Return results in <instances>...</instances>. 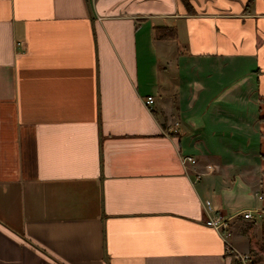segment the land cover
Wrapping results in <instances>:
<instances>
[{
	"label": "crops",
	"instance_id": "1",
	"mask_svg": "<svg viewBox=\"0 0 264 264\" xmlns=\"http://www.w3.org/2000/svg\"><path fill=\"white\" fill-rule=\"evenodd\" d=\"M189 3L0 0V264L258 262L264 0Z\"/></svg>",
	"mask_w": 264,
	"mask_h": 264
},
{
	"label": "built area",
	"instance_id": "2",
	"mask_svg": "<svg viewBox=\"0 0 264 264\" xmlns=\"http://www.w3.org/2000/svg\"><path fill=\"white\" fill-rule=\"evenodd\" d=\"M153 102H154V99L152 98V96L150 95L146 96L144 100V103L146 106L152 104ZM182 162H190V163L192 162L193 163L195 162V160L192 156L191 157L184 156L182 157ZM259 198H261V196ZM205 206H206V209H211L209 201H206ZM254 212H259V210L258 209L243 210L242 212H240V214H242L243 218L250 219L253 216ZM205 224L213 227L216 230L221 231L223 239L225 241V245H224L225 252L229 254H233L237 263L244 264L247 260H249V256L247 254H240L233 250V247L228 238L230 234L229 233V227H230L229 217L222 216V215L213 216V217L207 218V220L205 221Z\"/></svg>",
	"mask_w": 264,
	"mask_h": 264
},
{
	"label": "rangeland",
	"instance_id": "3",
	"mask_svg": "<svg viewBox=\"0 0 264 264\" xmlns=\"http://www.w3.org/2000/svg\"><path fill=\"white\" fill-rule=\"evenodd\" d=\"M227 141L232 143V140H230V139L227 140ZM227 141L225 139H224L223 142H221V140L217 141V144H218L217 147L219 148V146H220L222 148H226L227 149V148H229L231 146L232 147L234 146V144L233 145L228 144ZM229 233H230V229H229ZM254 233H255V237L257 238V241L259 242V246H260L258 251H256L257 255H258V262L256 264H264V238H263V236L262 237L260 236L259 228H257ZM228 238H230V237H228ZM230 243L234 247V244H233L231 239H230ZM243 254H247L249 256V258H251L250 253L245 252Z\"/></svg>",
	"mask_w": 264,
	"mask_h": 264
},
{
	"label": "trees",
	"instance_id": "4",
	"mask_svg": "<svg viewBox=\"0 0 264 264\" xmlns=\"http://www.w3.org/2000/svg\"><path fill=\"white\" fill-rule=\"evenodd\" d=\"M185 6L189 11L192 10V8H189V0H182ZM251 0H249L250 2ZM175 35V28L171 27H158V30L156 31V38H171Z\"/></svg>",
	"mask_w": 264,
	"mask_h": 264
}]
</instances>
